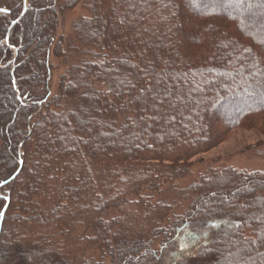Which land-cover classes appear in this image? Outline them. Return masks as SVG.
Segmentation results:
<instances>
[{"label":"trees","instance_id":"trees-1","mask_svg":"<svg viewBox=\"0 0 264 264\" xmlns=\"http://www.w3.org/2000/svg\"><path fill=\"white\" fill-rule=\"evenodd\" d=\"M85 1L28 0L6 44L24 0H0V217L9 199L0 256L10 224L18 264L32 255L36 264H264V172L201 177L167 229L158 221L171 207L142 196L185 176L234 129L264 131V0H88L92 16L75 30L96 59L47 99L50 56H65L61 17ZM72 100L76 109L62 111ZM57 224L69 232L56 234ZM81 224L94 233L78 241L103 247L110 263L78 258L56 239ZM165 236L156 251L149 240Z\"/></svg>","mask_w":264,"mask_h":264},{"label":"rangeland","instance_id":"rangeland-1","mask_svg":"<svg viewBox=\"0 0 264 264\" xmlns=\"http://www.w3.org/2000/svg\"><path fill=\"white\" fill-rule=\"evenodd\" d=\"M86 1L80 3L75 9L66 11L64 15L61 17V21L58 27L59 31L57 33V40H61V39L63 40L62 48L64 50L65 56L61 58H56L53 55L50 56L49 59L50 75L48 73L49 75L48 86L50 90L48 92V96L46 97L47 99L52 97V95L58 92L59 84L62 76L69 73L73 67L77 66L82 61L89 62V61H93V59H96L92 54V53L94 54L97 53L96 49L90 45L83 43L80 36L75 30V25L78 21L84 18H90L92 16L89 9L86 6L87 3ZM218 3L219 0H211V4L213 5H216ZM2 42L4 41H1V43ZM6 44H9V42ZM10 48L14 50L13 59L10 62L6 63L3 68H10L11 71L12 69H14L17 53L15 52L13 46H11ZM13 85H14L13 88L15 89V91H17V95L19 96L17 80H16V85H15V81L13 82ZM61 105H62L61 106L62 111H67V109H71V108H72L71 110L76 109V105L78 104L76 100H72L69 103L65 101ZM213 110L214 112H216L217 111L216 107H213ZM32 114L33 115L31 116L33 117V119H31V122L32 124H34L37 121L35 117L37 112ZM223 114L225 116L228 114L230 115V112L225 111L223 112ZM1 140L2 139L0 137V145H1ZM31 151L32 153L35 154L33 150ZM21 153H23V151ZM31 162L35 164L36 162H41V161H35L34 158V159H30V163ZM228 168H234L248 172H255V171L264 172V131H256V130L248 131L243 129H234L233 131H231V133L224 142L210 149L209 151L196 156L192 160V167L190 171L185 176H182L181 178H178L171 182H165V183H164L165 179H161L160 183L157 186V191L146 190L142 196L148 198L151 201L152 205L157 204V205L171 207V209H167V212H165L163 221L159 222L157 220L160 227H164L167 229L172 225L171 223L168 224V221L173 220L175 216L184 215L187 212V210L190 208V205L195 200L196 197L190 194L188 188L193 183L197 182V180H199L201 177H204L210 174L211 172L228 169ZM18 172L20 173V171ZM19 173L15 177V179L19 180V183L21 184V180L23 177L22 178L19 177ZM94 178L97 179V176H94ZM1 190H0V194L2 193ZM45 198H46L45 194H43V196L38 195L36 197V200H38L40 204H42ZM129 199L131 200V202L135 201L134 200L135 197L133 196H131ZM8 204L9 203H5V207L6 206L8 207ZM132 209L137 210V207L133 206V208L127 209L125 211H120L118 209H111L108 211V213H106L104 218L107 220V219H113L120 215L124 216L125 214H128L127 212L135 213ZM7 214H9V212H7ZM0 223L2 227L3 222L1 221V219H0ZM87 225L88 224H86L84 228V226L81 224L80 226H78L77 230H74L70 234L69 237L67 235H65V237H63V235H59L57 236L56 239L60 241L59 242L60 244L63 243L67 247L72 248V249L65 248L67 251L70 252H72L73 250L76 251L79 254V256L77 255L78 258H82V257L86 259L92 258L95 259L96 261H105L107 263H110L111 257L104 251L103 247L86 245L85 243L78 241L79 236H81L80 240H83L84 238L87 237L90 238L93 236L94 233L93 229L90 227L86 229ZM10 227H11L10 224H8V228L6 227L5 229L6 235L3 234L1 237L2 241H1L0 257L2 258L5 256L3 264H18V260H19L18 253L20 248L18 245L19 238L16 239V236L15 237L11 236L12 231ZM53 228L56 229L55 232L56 234H58L57 231L58 229L60 230L63 229L65 230L66 233L69 232V229L67 227L61 226L59 224L54 225ZM164 238L167 239L168 236L158 237L155 239L151 238L149 241L151 242L152 247L156 251H161L165 248V243L163 242ZM71 240L74 242V245ZM34 250L43 253V251L37 248ZM28 252H31V249H28ZM34 260L35 258L32 255V261H31L32 264H36Z\"/></svg>","mask_w":264,"mask_h":264},{"label":"water","instance_id":"water-1","mask_svg":"<svg viewBox=\"0 0 264 264\" xmlns=\"http://www.w3.org/2000/svg\"><path fill=\"white\" fill-rule=\"evenodd\" d=\"M27 7H28V0H24V6H23V12L21 13V15L11 23L8 31H7V35H6V39H5V42L8 43L9 42V37H10V33L12 31V29L17 25V23L22 19V17L25 15L26 11H27ZM15 52L17 53L18 52V49H15ZM19 173V172H18ZM18 173H16L13 178H15ZM12 178V179H13ZM7 203H9V199L7 198ZM7 207V206H6ZM4 208L3 212H2V215H1V221L3 220L4 218V215H5V212H6V209L7 208ZM0 230H1V223H0Z\"/></svg>","mask_w":264,"mask_h":264},{"label":"flooded vegetation","instance_id":"flooded-vegetation-1","mask_svg":"<svg viewBox=\"0 0 264 264\" xmlns=\"http://www.w3.org/2000/svg\"><path fill=\"white\" fill-rule=\"evenodd\" d=\"M9 40H10V37H9Z\"/></svg>","mask_w":264,"mask_h":264}]
</instances>
